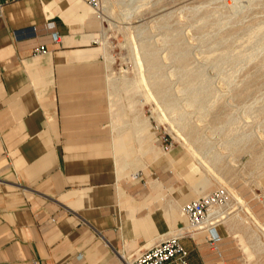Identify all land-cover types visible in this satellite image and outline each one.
<instances>
[{
	"label": "crops",
	"instance_id": "crops-1",
	"mask_svg": "<svg viewBox=\"0 0 264 264\" xmlns=\"http://www.w3.org/2000/svg\"><path fill=\"white\" fill-rule=\"evenodd\" d=\"M3 3L0 264H123L120 253L136 255L186 224L178 207L193 199L153 171L131 173L144 189L117 185V158L127 167V155L142 147L134 129L120 133L114 124L108 65L94 42L100 23L88 1ZM40 46L47 53L35 54ZM179 156L148 160L168 169ZM205 240L182 241L189 264L209 263Z\"/></svg>",
	"mask_w": 264,
	"mask_h": 264
},
{
	"label": "rangeland",
	"instance_id": "rangeland-1",
	"mask_svg": "<svg viewBox=\"0 0 264 264\" xmlns=\"http://www.w3.org/2000/svg\"><path fill=\"white\" fill-rule=\"evenodd\" d=\"M103 2L108 21L100 25L99 36L106 52L107 102L113 120L114 113H120L118 126L114 124L123 132L133 131L136 116L149 123L145 146L127 155L130 164L125 169L118 164L117 185L140 186L132 184L131 173L153 171L167 189L181 186L192 199L226 189L225 209L234 205L230 211L244 220L235 227L237 235L221 224L222 259L206 240L200 247L214 264H264V0ZM227 52L231 57L224 60ZM194 78L199 79L197 86H208L198 90H207L206 102L212 106L201 109L186 103L190 91L183 89ZM170 100L179 105L175 111L167 108ZM182 111L183 122L177 113ZM164 136L168 141L162 146L158 139ZM151 146L167 159L174 152L180 156L168 169L157 167L148 160ZM213 153H219L218 161ZM203 177L210 180L205 188L198 184ZM140 187L146 188L144 181ZM185 223L180 228L188 226Z\"/></svg>",
	"mask_w": 264,
	"mask_h": 264
},
{
	"label": "built area",
	"instance_id": "built-area-1",
	"mask_svg": "<svg viewBox=\"0 0 264 264\" xmlns=\"http://www.w3.org/2000/svg\"><path fill=\"white\" fill-rule=\"evenodd\" d=\"M93 10V16L102 27L107 24V15L103 0H87ZM4 15V3L0 0V18ZM57 33L52 34V40L57 41ZM95 43L101 45L100 36ZM35 54L47 53L44 46L36 47ZM164 146L168 139L164 136L158 139ZM229 201V193L226 189L220 188L211 193L193 199L181 207L182 214L188 219V226L179 228L177 231L168 234L166 237L152 245L151 247L139 252L136 255L127 256L120 253L123 264H189L188 250L183 244V240L195 239L199 234H205L206 241L215 252L217 258H223L221 249L222 236L219 232L221 224L224 222V214L218 212L211 214V209L215 206L225 207ZM55 222L56 219L52 218ZM124 255V256H123ZM133 257V259H131ZM208 264H214L209 259Z\"/></svg>",
	"mask_w": 264,
	"mask_h": 264
},
{
	"label": "bare ground",
	"instance_id": "bare-ground-1",
	"mask_svg": "<svg viewBox=\"0 0 264 264\" xmlns=\"http://www.w3.org/2000/svg\"><path fill=\"white\" fill-rule=\"evenodd\" d=\"M254 1V0H253ZM106 2V1H105ZM120 3V2H119ZM123 4V3H122ZM198 6H200V5H198ZM206 6V5H205ZM196 7V6H195ZM197 8H199V7H197ZM248 8V7H247ZM237 12V11H236ZM235 12V13H236ZM243 12V11H242ZM199 15V14H198ZM237 15V14H236ZM193 17V16H192ZM206 17V16H205ZM232 21V20H231ZM220 22V21H219ZM229 22L230 21H228V24H229ZM216 23V22H215ZM223 23V22H222ZM241 24V23H240ZM171 26V25H170ZM220 26V25H219ZM226 27H227V24H226ZM229 27V26H228ZM254 27V26H253ZM260 28V27H259ZM139 29V28H138ZM220 30H221V28H220ZM207 33V32H206ZM212 33H214V32H212ZM204 35V34H203ZM144 36V35H143ZM215 36V35H214ZM217 38H218V36H217ZM247 38V37H246ZM252 41V40H251ZM261 46V45H260ZM247 49V48H246ZM257 50V49H256ZM105 49L103 48V54L105 55ZM252 54V53H251ZM185 54H183V58H185ZM107 57V56H106ZM149 61H150V64H153L154 62H155V57L154 56H152V53L149 55ZM224 58V60H229V58L231 57V53L230 52H227L226 54H224V56H223ZM253 57V55H251L250 56V58H252ZM254 58H256V57H254ZM210 59V58H209ZM258 59V58H257ZM238 60V59H237ZM242 62V61H241ZM215 64V63H214ZM249 64V63H248ZM234 65V64H233ZM231 66V65H230ZM240 67V66H239ZM239 67H238V69H239ZM198 68V67H197ZM243 68H245V67H243ZM224 70V69H223ZM241 70V69H240ZM243 70V69H242ZM240 72V71H239ZM182 74H183V72H182ZM228 74V73H227ZM201 75V74H200ZM202 76V75H201ZM239 76V75H238ZM210 77V76H209ZM227 77H229V76H227ZM142 78V77H141ZM225 78V77H224ZM201 79V78H200ZM226 79V78H225ZM110 80H111V78H110ZM142 80H143V78H142ZM197 80H199V79H196V78H194V79H191L190 81H188V86H186V89H183V92L185 91H187V90H189L190 91V96H189V98L187 99V102L186 103H188V105L189 106H195V105H199L198 107H200L201 109L203 108V106L205 105V104H207V97L208 96H206L207 94V90H201L202 88H207L208 86L205 84L204 86L202 85V86H197ZM232 80V79H231ZM237 80V79H236ZM144 81V80H143ZM147 81V80H146ZM214 82V81H213ZM237 82V81H236ZM235 82V83H236ZM133 83V82H132ZM145 84V83H144ZM204 84V83H203ZM213 84V83H212ZM199 85V84H198ZM231 85V84H230ZM131 86V84L129 85V87ZM134 86V85H133ZM142 86V85H141ZM140 85H139V87H141ZM212 86V85H211ZM210 87V86H209ZM230 87V86H229ZM198 88H201L200 90H198ZM216 91V90H215ZM218 93V92H217ZM204 94V95H203ZM219 95H220V92L218 93ZM217 94V95H218ZM218 95V96H219ZM223 96V95H222ZM215 98V97H214ZM217 98V97H216ZM263 98V97H262ZM213 100V99H212ZM204 102V103H203ZM216 102V101H215ZM209 103V102H208ZM211 103V102H210ZM166 104H167V108L168 109H172V110H176L178 107H179V105L177 104V102H176V100H170V101H167L166 102ZM214 104V103H213ZM207 105H210V104H207ZM254 105V104H253ZM210 106H212V105H210ZM252 107V106H251ZM207 108V107H206ZM208 108H209V106H208ZM203 109H205V108H203ZM134 109H132V111H133ZM238 111V110H237ZM117 113V112H116ZM178 114H179V116L180 117H178V118H180V120H181V122H183L184 121V117L186 116V113H185V111H182V112H177ZM236 113V112H235ZM118 114H120L119 112H118ZM117 114V115H118ZM122 114V113H121ZM115 113H114V121H115V123L117 124V126H118V116H117ZM125 116V115H124ZM122 118V117H121ZM126 118V117H125ZM123 119V118H122ZM231 119H233V118H231ZM121 120V119H120ZM119 120V121H120ZM230 120V119H229ZM263 121V120H262ZM122 122H124V121H122ZM230 122H227V124L226 125H228ZM115 124V125H116ZM233 124V123H232ZM149 125V123H148V120L147 119H139V118H137V116L135 117V126H134V130H135V133H136V135H137V138H138V140L140 141V144H141V147L144 145V143L146 142V134H145V130H146V128H147V126ZM221 126H222V124H221ZM183 127H184V125H183ZM131 129H133V128H131ZM176 129V128H175ZM223 131H224V129H223ZM217 132H219V131H217ZM246 132V131H245ZM244 132V133H245ZM252 133V132H251ZM221 134V133H220ZM250 134V133H249ZM151 135V134H150ZM183 136V135H182ZM221 136V135H220ZM235 136V135H234ZM251 136V135H250ZM249 136V137H250ZM234 139V138H233ZM249 140V139H248ZM148 144V143H147ZM224 145V144H223ZM145 146V145H144ZM147 148H148V146H147ZM174 150L172 149L170 152L172 153ZM148 155L149 154H152V160H155V159H158V158H160L161 157V155H159L158 153H155L154 152V146H151L150 148H149V150L146 152ZM121 154V153H120ZM202 155V154H201ZM213 155H214V157H215V159L218 161L219 159H220V155H219V153H213ZM226 155V154H225ZM120 156V155H119ZM168 156H166V158H167ZM201 157V156H200ZM222 157V156H221ZM117 160H118V164L120 163V157H118L117 158ZM204 162V161H203ZM124 163H126V162H124ZM126 165L127 164H124L123 165V168H125L126 167ZM122 168V169H123ZM136 175V174H135ZM134 175V176H135ZM198 184L199 185H202L201 187H207V186H209L210 185V180L207 178V177H203L199 182H198ZM200 190V189H199ZM239 200H241L240 198H239ZM244 204V203H243ZM234 206V205H233ZM233 206H230L228 209H225V207H219V206H215V207H213L212 209H211V214L213 215V214H216V213H218V212H220V213H222V214H224V218H223V220H224V224H226L227 226H228V229H229V231L231 232V233H233L234 235H237V232L236 231H234L235 230V227H236V225L238 224V222L240 223V220L242 221V220H244L243 218H240V215L238 214V213H235V214H232L233 213V210L232 211H230V209H232V207ZM237 207H239V206H237ZM237 207H235V208H237ZM248 209V208H247ZM235 210V209H234ZM249 254V253H248ZM124 256V255H123Z\"/></svg>",
	"mask_w": 264,
	"mask_h": 264
}]
</instances>
